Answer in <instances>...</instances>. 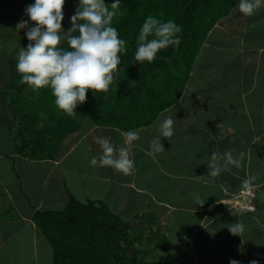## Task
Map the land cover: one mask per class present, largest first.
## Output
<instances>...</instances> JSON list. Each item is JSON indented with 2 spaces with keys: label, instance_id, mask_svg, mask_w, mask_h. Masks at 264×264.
I'll list each match as a JSON object with an SVG mask.
<instances>
[{
  "label": "crops",
  "instance_id": "1",
  "mask_svg": "<svg viewBox=\"0 0 264 264\" xmlns=\"http://www.w3.org/2000/svg\"><path fill=\"white\" fill-rule=\"evenodd\" d=\"M32 2L0 0V264H52L51 246L32 216L62 208L70 197L101 200L128 222L131 248L143 261L264 264V3L252 16L236 4L235 17L231 9L213 26L180 96L151 123L124 130L86 118L53 156L32 157L23 152V94L30 96L15 67L28 42L16 24L28 19L24 10ZM73 13L63 27H71ZM165 116L173 118L174 134L161 138L163 149L156 151L153 140ZM129 130L138 136L125 145ZM96 136L127 146L133 172L90 166L102 151ZM229 149L234 156L245 152L241 166L207 176L211 152L222 158ZM250 177L255 209H237L230 198ZM197 193L202 205L195 203ZM234 222H243L241 236L229 231Z\"/></svg>",
  "mask_w": 264,
  "mask_h": 264
},
{
  "label": "trees",
  "instance_id": "2",
  "mask_svg": "<svg viewBox=\"0 0 264 264\" xmlns=\"http://www.w3.org/2000/svg\"><path fill=\"white\" fill-rule=\"evenodd\" d=\"M106 2L110 7L111 0ZM238 3L239 0H121L120 14L113 18V26L126 40L127 51L121 54V62L114 70L113 84L106 92L93 94L89 89L86 101L77 105L75 117L55 105L48 87L39 89L36 98L23 94V152L27 150L32 157L53 156L58 143L86 118L124 130L151 123L178 99L208 32ZM148 15L172 18L183 31L179 48L168 47L153 62L140 64L133 61L136 37ZM62 46L67 48V42ZM37 123L41 124L39 128ZM32 219L51 246L52 264L143 261L139 251L131 248L129 223L101 200L83 202L70 197L62 208L37 210Z\"/></svg>",
  "mask_w": 264,
  "mask_h": 264
},
{
  "label": "clouds",
  "instance_id": "3",
  "mask_svg": "<svg viewBox=\"0 0 264 264\" xmlns=\"http://www.w3.org/2000/svg\"><path fill=\"white\" fill-rule=\"evenodd\" d=\"M121 0H111L110 7L106 0H78V5L70 17L71 27H62L65 0H33L25 6V15L16 29H24L28 43L19 48L16 55V71L21 74L20 80L37 91L42 87L51 89L55 105L68 116L75 117L77 105L86 101L89 89L94 92L108 91L114 81V70L121 62V54L127 51L126 40L121 38L113 26V18L120 14ZM264 0H239L238 9L252 16ZM34 22V23H32ZM182 26L174 19L164 20L155 15L144 18L134 51V60L153 62L161 50L179 48ZM66 41L68 47L62 46ZM174 120L165 116L158 125L159 136L153 140L155 150L163 149L161 138L174 134ZM138 134L129 130L126 133L125 145L130 144ZM94 140L102 149L99 158L93 155L90 166H108L123 174L134 170L135 161L129 155L127 146L116 147L107 136H96ZM234 150L222 154L212 151L207 176L217 177L229 165L240 167L245 152L233 155ZM254 177L246 178L243 184L248 185ZM196 205L204 200L194 194ZM243 222H234L228 227L233 234L244 231ZM228 264H241L236 259H229ZM248 264H259L255 259Z\"/></svg>",
  "mask_w": 264,
  "mask_h": 264
},
{
  "label": "built area",
  "instance_id": "4",
  "mask_svg": "<svg viewBox=\"0 0 264 264\" xmlns=\"http://www.w3.org/2000/svg\"><path fill=\"white\" fill-rule=\"evenodd\" d=\"M255 195L256 192L254 188L250 185H247L230 198V203L240 210H254Z\"/></svg>",
  "mask_w": 264,
  "mask_h": 264
},
{
  "label": "rangeland",
  "instance_id": "5",
  "mask_svg": "<svg viewBox=\"0 0 264 264\" xmlns=\"http://www.w3.org/2000/svg\"><path fill=\"white\" fill-rule=\"evenodd\" d=\"M76 7H77V4H76V1L75 0H65V4H64V8H63V12H64V18H63V20H62V23L64 22V20H65V18L68 16V15H70V13L72 12H74L75 11V9H76ZM236 13H237V10L233 7L232 8V15H233V17H235L236 16ZM242 15V14H241ZM238 20V19H237ZM234 22H239V21H234ZM240 23H242L243 24V21L242 20H240ZM234 27L232 28V29H240V27L237 25V24H234L233 25ZM63 27V26H62ZM63 28H65V27H63ZM68 28H70V27H68ZM68 28H65V30H67ZM238 61V60H237ZM17 75V81H18V73L16 74ZM15 75V76H16ZM15 86H17V85H15ZM23 91L24 92H27V94H29V96H30V98H34V97H32V96H38L39 95V90H37V91H33L32 90V88L30 87V86H28L27 84H25L24 86H23ZM32 95V96H31ZM48 138V137H47Z\"/></svg>",
  "mask_w": 264,
  "mask_h": 264
}]
</instances>
